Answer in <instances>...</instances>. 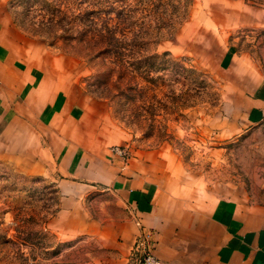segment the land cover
<instances>
[{"label":"rangeland","instance_id":"374dc122","mask_svg":"<svg viewBox=\"0 0 264 264\" xmlns=\"http://www.w3.org/2000/svg\"><path fill=\"white\" fill-rule=\"evenodd\" d=\"M156 7L0 0V264H119L102 233L62 237L51 224L55 167L98 165L112 145L175 167L201 196L235 198L264 176V141L239 130L233 109L264 79V0H187L180 15ZM114 27L144 36L135 69L146 78L129 72L126 94L114 75L105 82L113 65L99 54ZM49 143L54 169L36 172Z\"/></svg>","mask_w":264,"mask_h":264},{"label":"crops","instance_id":"0c3cea01","mask_svg":"<svg viewBox=\"0 0 264 264\" xmlns=\"http://www.w3.org/2000/svg\"><path fill=\"white\" fill-rule=\"evenodd\" d=\"M252 91L240 95L233 109L237 127L257 137V146L264 141L259 128L264 116L263 78ZM5 108L0 103V114ZM67 145L65 141L61 147ZM52 146L39 147L33 170L54 169ZM89 163L65 161L55 167L61 197L51 224L62 237L102 233L115 243L119 264H133V249L142 232L148 234L162 264H264V176L235 198L201 196L182 186L175 167L162 166L147 154L126 162L111 155L98 165Z\"/></svg>","mask_w":264,"mask_h":264},{"label":"trees","instance_id":"16d2710c","mask_svg":"<svg viewBox=\"0 0 264 264\" xmlns=\"http://www.w3.org/2000/svg\"><path fill=\"white\" fill-rule=\"evenodd\" d=\"M141 1L145 2L148 5V11L158 8L156 6L160 7L162 5H165L166 8H172V10H175L176 13H178V15H180V9L187 4V0H141ZM120 12L123 13L124 9H120ZM114 18L122 20L120 13L117 11L115 13ZM143 37L144 36L142 34H139V32L137 31V32H133V39H130L125 35V32L122 29H118L114 27L113 31L107 32L106 41L108 44H106L103 48L99 49V54L101 57H103V60L107 61L108 58H110L111 59L110 63L113 65V69H111L112 74L110 73L108 79H106L105 82H109V80L112 79L114 75L118 81V83L117 82L116 83L119 84V86H115V87H117L116 89L120 93L125 92L126 94L128 89V86L121 87L122 85L121 80L123 79V77L128 76L129 72L136 73L137 68L135 69V65L138 62V60H141L139 58V46H143V42H142ZM102 38L104 39V35H102ZM136 46H138V48H136ZM150 56L152 58L158 57L157 55L154 54ZM137 75L139 77L136 78H140L141 80L146 78L145 74L142 75L141 72L140 74ZM140 85L141 83L135 82L136 89L139 88Z\"/></svg>","mask_w":264,"mask_h":264},{"label":"built area","instance_id":"2783aa9c","mask_svg":"<svg viewBox=\"0 0 264 264\" xmlns=\"http://www.w3.org/2000/svg\"><path fill=\"white\" fill-rule=\"evenodd\" d=\"M259 128L264 138V116L259 123ZM110 153L120 157L125 162L128 160V151L125 146L120 144L112 145ZM148 237V234L144 232L137 237L132 254L133 264H162L161 260L154 254L153 245L149 242Z\"/></svg>","mask_w":264,"mask_h":264}]
</instances>
